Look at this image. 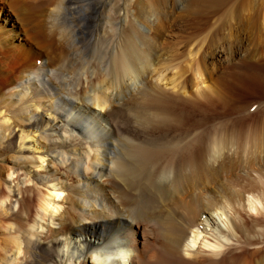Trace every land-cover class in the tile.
<instances>
[{
    "label": "bare ground",
    "instance_id": "obj_1",
    "mask_svg": "<svg viewBox=\"0 0 264 264\" xmlns=\"http://www.w3.org/2000/svg\"><path fill=\"white\" fill-rule=\"evenodd\" d=\"M119 1L69 0L61 14L65 0H0V55L16 58L1 68L0 89L21 68L0 101L23 103L4 113L0 144L10 149L18 135L11 161L27 176L35 173L25 189L18 173L17 189L10 185L0 201L12 222L3 246L14 249L3 264H264V239L256 242L264 238V116L246 132L237 127L243 119L198 118L194 107L229 71L264 82V0H196L206 11L196 1L173 2L195 20L188 22L193 32L226 7L214 22L218 36L188 80L187 67L179 64L181 73L173 63L183 53L162 58L174 49L162 47L169 0ZM196 34L187 43L193 57ZM225 40L231 49L219 44ZM247 41L258 69L239 61ZM210 59L220 61L216 69ZM30 150L41 154L26 155ZM41 183L50 192L35 217L25 216L30 224L18 225L10 201L30 186L39 194Z\"/></svg>",
    "mask_w": 264,
    "mask_h": 264
},
{
    "label": "rangeland",
    "instance_id": "obj_2",
    "mask_svg": "<svg viewBox=\"0 0 264 264\" xmlns=\"http://www.w3.org/2000/svg\"><path fill=\"white\" fill-rule=\"evenodd\" d=\"M122 1V0H121ZM153 1V3L154 2H156L157 0H152ZM185 1H187V0H185ZM191 2L193 1V3H195L194 1H196V0H190ZM200 1H202V0H200ZM69 0H65V2L61 5V8L59 9L60 10V13H61V11H63L61 14H64L65 12H66V10H68V9H66V7H68V6H70L69 5ZM118 2H120L119 0H115V3L117 4ZM176 2L175 0H169V3L171 4L170 6H172V8H171V10L173 11V12H170V14H169V16H168V18H167V20L168 21H166V24H167V27H166V30H164L165 32H164V35H163V40L162 41H164L163 43H162V47L163 48H165L164 46L165 45H163V44H167V43H170L171 44V46H173V48L175 49V46L177 47L175 50L174 49H172L173 50V52H171V53H168V51L166 52L165 51V49L163 50L164 51V53H165V55H168V56H166L165 57V55L163 54V59H166L167 57H169V54H170V56L172 57V55H174L175 53H178V50H179V53L178 54H182L183 53V55L180 57L181 59L178 61L176 58L174 59V64L175 63H177L178 64V68H179V64L180 65H182L183 67H187L186 68V72H184V75H183V79H185V80H188L189 78H191V75H192V73H193V77H194V73H196V69L197 68H200V66H201V61L203 60V57H205V55H207L208 54V52H207V49H209L210 47H211V44H206V43H211V38L213 37V39H214V37L216 38L217 36H218V34H219V32H220V29H218L217 27H216V25H215V23L217 22L216 20H217V17L219 18L223 13H224V11L226 10L225 8L226 7H223V8H221L220 10H219V12L218 13H215V14H213L211 17L208 15V17L207 16H205V19H204V23L202 24V26H201V28L198 30V32H197V34H196V32H193L192 31V28H189V23H190V21H191V19L192 18H189V16H186V14H184V11L181 9V7L180 8H178L177 7V5L176 4H178V2L176 3V4H174V3ZM196 2H198L197 4H199V6L201 7V9H203V8H205V9H203V10H205L206 11V9H207V7H206V4L203 2V4L201 3V2H199V1H196ZM73 3V2H72ZM71 3V4H72ZM192 3V4H193ZM201 3V4H200ZM196 4V3H195ZM0 5H1V2H0ZM174 5V6H173ZM203 5H205V7L203 6ZM116 6V5H115ZM115 8L116 7H113V17L112 18H114L115 19V22H117V20H118V13L117 12H115ZM176 9V10H175ZM222 10H223V12H222ZM48 11V9H46V10H44V11H42L41 12V17L43 16V15H45V17L44 18H46L48 15H46L45 13ZM180 11H182V13L185 15H181V12ZM45 12V13H44ZM180 12V13H179ZM9 13V12H8ZM11 13V12H10ZM48 14V13H47ZM221 14V15H220ZM196 15V14H195ZM216 15V16H215ZM219 15V16H218ZM37 16H39V14H37ZM194 16V15H193ZM215 16V17H214ZM191 17V16H190ZM13 18H16L15 16H13ZM180 18V19H179ZM186 18V19H185ZM211 18V19H210ZM216 19V20H215ZM193 21H195L194 19H192V22ZM198 21V20H197ZM208 21V22H207ZM184 22V23H183ZM189 22V23H188ZM199 22V21H198ZM215 22V23H214ZM186 23V24H185ZM200 23V22H199ZM20 24V23H19ZM185 26H184V25ZM208 25V26H207ZM116 26H118L117 24L115 25V26H113V30L115 29L116 31H115V33H117L118 31H117V27ZM188 28H187V27ZM204 26H206V27H204ZM107 28H109V30L107 29ZM107 28H105V32H110V25H108L107 26ZM201 30V31H200ZM22 31V29H20L18 32H21ZM200 31V32H199ZM107 32V33H108ZM188 32V33H187ZM101 33H103V31L101 32ZM184 33V34H183ZM199 33H201V34H199ZM151 34L153 35L154 34V32L153 31H151ZM183 34V35H182ZM192 34L194 35V34H196L197 35V37L195 38V39H193V44H194V47H195V51H197L198 50V52L197 53H194V57L193 56H191L190 55V53L188 54V52H189V45L188 44H190V42H191V40H188V38L190 37V36H192ZM151 35V36H152ZM181 35V36H180ZM201 35H202V37H201ZM23 36V35H22ZM207 36H208V38H207ZM211 36V37H210ZM108 37H111V38H113L111 35H109ZM199 37H201L202 39L203 38H205L206 40H201V38H199ZM168 38V39H167ZM182 38V39H181ZM180 39V40H179ZM187 39V40H186ZM197 39V40H196ZM210 39V40H209ZM182 40V41H181ZM196 40V41H195ZM166 41V42H165ZM188 41H189V43H188ZM204 41H205V43H204ZM17 42H19V41H17ZM112 42V40L111 39H108L107 41H106V45H110V43ZM178 42V43H177ZM188 43V44H187ZM19 45H17V47L18 46H21L20 48H23L24 47V42H19L18 43ZM175 44V45H174ZM176 44H178V45H176ZM184 44H186V45H184ZM220 45H223V46H225V48H229L230 47V49H231V45H230V40L228 41V40H225V42H221L220 41V43H219ZM3 46V44H0V46ZM182 45H184V46H182ZM204 45V46H203ZM0 47V49H2L3 47ZM207 46L209 47V48H207ZM183 47V48H182ZM259 49L260 48H262V47H264V45L262 46V44H260L259 46ZM198 48V49H197ZM206 48V49H205ZM244 50L246 51L245 52V55H242L240 58H239V61L241 60L242 62V64L244 65H246L247 66V63L249 64L247 67H254V68H257V67H259V63H258V60L256 61V60H253V59H251L250 57L252 56L251 54V45L249 44V42L247 41V43L246 44H244ZM35 49V51H37V53H39V54H41V53H44L43 54V58L45 57V59L47 58V54H46V52H44V51H42V52H40L39 51V49H37L36 47L34 48ZM200 49V50H199ZM203 49V50H202ZM167 50V49H166ZM174 51H175V53H174ZM13 52H16L15 53V55H17V54H19V52H17V50H14ZM203 52V53H202ZM11 53H12V51H11ZM186 53H187V55H186ZM199 53V54H198ZM250 54V55H249ZM37 55V54H36ZM186 57H185V56ZM198 55V56H197ZM191 56V57H190ZM203 56V57H202ZM8 57H10V59L8 58ZM15 57V56H14ZM165 57V58H164ZM196 57V58H195ZM201 57V58H200ZM243 57V58H242ZM173 58H174V56H173ZM188 58V59H187ZM195 59L193 62H192V60L191 59ZM250 58V59H249ZM10 60V61H7V60ZM13 59L14 60H16V58H13L9 53L7 54V60L6 59H4V58H2L1 57V55H0V70H1V68L4 66V65H6V63H7V65H9V62L10 63H14L13 62ZM186 59H187V61L189 60V62L190 63H192L191 65H190V63H186ZM199 61H198V60ZM35 60V58H33L32 59V62ZM42 60L43 59H37V61L35 62V64L37 65V66H39V65H41V63H42ZM191 60V61H190ZM197 60V61H196ZM245 60V61H244ZM248 60V61H247ZM164 61V60H163ZM183 61H185V62H183ZM224 61H228V56L227 57H225V59H224ZM246 61H247V63H246ZM251 64H250V63ZM34 63V62H33ZM183 63H184V65H183ZM187 64V66H186V64ZM194 63H195V65H194ZM199 63V64H198ZM220 63V61L217 59V60H212V59H210L209 60V69H216V67L218 66V64ZM176 65V64H175ZM251 65V66H250ZM190 66V67H189ZM77 67V65H75V68ZM181 67V66H180ZM182 67V68H183ZM189 67V68H188ZM197 67V68H196ZM182 68H179V69H177V71L179 70L180 71V69L182 70V71H180L181 73L183 72V71H185L184 69H182ZM258 69V68H257ZM191 70V71H190ZM194 70V71H193ZM198 70V69H197ZM241 70V69H240ZM240 70H238V71H236V72H232V71H229V72H227V74H226V77L225 78H223V79H221L220 80V82L218 83L219 85H220V88H218V87H215L216 85H217V82H216V85L214 86L215 88H217V89H215V92L216 93H211V94H209L208 92H207V94L206 95H208L207 96V98H209L208 100H205V99H199L196 103H195V105H194V107H196V110H195V114H196V117H201V116H205V115H208V116H212L213 118H215L216 116L218 117V116H223V115H225V116H227V117H229L230 119H232V118H234V119H243L244 121L242 122V125L241 124H237V127H239V128H243L244 129V131H246L247 132V130L249 129L248 127H250V125H248V123L249 124H251V127H250V130L254 127L253 125L255 124V123H257V122H259V121H262V119H263V116H264V82H256V81H254V80H256V79H251L252 77H248V71L247 72H242V70L240 71ZM64 71V74H69V71H68V69H64L63 70ZM177 71H174V73H176L175 75H177L178 74V72ZM228 71V70H227ZM245 71V70H244ZM179 72V74L181 75V73ZM191 72V73H190ZM174 73L172 72V71H170L169 72V75L170 76H173L174 75ZM185 73H186V75H185ZM242 73V74H241ZM20 75H21V68H17V70L15 71V74H12V76H11V81L9 82V83H7V84H5V85H3V88L2 89H0V97L1 98H3L4 97V95L5 96H9L10 94H11V91H12V89L10 88V86L12 85V84H14V83H16L17 81V79H19V77H20ZM72 75H74V73L72 74ZM174 75V76H175ZM89 76H90V74H89ZM188 77V78H187ZM192 77V78H193ZM83 78V79H82ZM187 78V79H186ZM191 78V79H192ZM95 80H96V78H94ZM228 79V80H227ZM83 80V83L85 82V79H84V77H81V79H79V81H82ZM226 81V82H225ZM69 82H70V80H69ZM210 83H212V82H210ZM215 83V82H214ZM1 84V83H0ZM67 85H69L70 87L73 85V83H67ZM212 86H213V84H211ZM26 86V85H25ZM42 87L44 86V85H41ZM230 86V87H229ZM23 88H25L24 86H22ZM236 87V88H235ZM230 88V89H229ZM253 88V89H252ZM263 88V89H262ZM32 89H33V91H35L36 92V89H35V86L33 85L32 86ZM25 90H27L26 88H25ZM17 92H19L18 94H21L22 93V91H17ZM30 92H31V90H30ZM29 92V93H30ZM252 93V94H251ZM37 95L35 94V97H36ZM201 100V101H200ZM25 101H28L29 102V99L27 98V100L25 99ZM205 101V102H204ZM209 101V102H208ZM211 101V102H210ZM28 102H26V104L28 103ZM208 102V103H207ZM2 102L0 101V107H2V108H0V110H2L1 112H0V121H3L4 120V113H5V115H8V114H12V113H14L15 112V110L16 109H20V108H22V106H23V103H19L18 105H17V107H12L10 104H7V102H3V106H2V104H1ZM212 103V104H211ZM204 107V108H203ZM240 108V109H239ZM10 109V110H9ZM204 109V110H203ZM209 109V110H208ZM8 110V111H7ZM8 113H7V112ZM211 111L212 112H214V113H211ZM206 112V113H205ZM7 113V114H6ZM208 113H211V114H208ZM222 113V114H221ZM225 113V114H224ZM226 113H227V115H226ZM215 115V116H213V115ZM220 114V115H219ZM231 114H232V116H231ZM235 116V117H234ZM237 116V117H236ZM211 117V118H212ZM216 117V118H217ZM244 117V118H243ZM260 118V119H259ZM214 124H215V122L213 123V124H211L212 125V128H214L215 126H214ZM247 124V125H246ZM253 124V125H252ZM214 126V127H213ZM247 126V127H246ZM174 128V127H173ZM159 130V129H158ZM250 130H248V131H250ZM17 128H15V130H14V132H13V134H16L17 132ZM161 131V130H160ZM175 132V131H174ZM14 136V138L12 137L9 141L12 143L11 144V148L10 149H5L3 146H4V143L2 144H0V201H2V198L3 199H5L6 197H8V195L10 194V192H9V186L10 185H12V188L13 189H17V186H16V184H17V182L19 181V180H21V181H24V183H23V186H24V189H25V187H26V185L25 184H28V181H29V179L31 178V180L33 179L32 177L34 176L33 174H35L34 172L33 173H31L32 175H29V176H27V174L26 173H23V172H25L23 169H21V167H19V166H17L15 163H13L11 160H12V158H13V156H15V148H18V145H19V140L17 139L18 138V135H13ZM14 141V142H13ZM7 143H9V142H7ZM1 147H3V148H1ZM47 147H48V145H47ZM25 154L26 155H29V154H31V155H33V156H35L36 158L41 154L40 152H37V151H32V150H30V151H27V152H25ZM4 157V158H3ZM6 157V158H5ZM86 164V161H83V165H85ZM264 165V164H263ZM34 170V169H33ZM18 173L21 175V177L19 178V180L18 179H15L16 177H17V175H18ZM11 174H14V175H11ZM11 177V178H10ZM28 178V179H27ZM15 179V180H14ZM18 180V181H17ZM28 180V181H27ZM13 181V182H12ZM32 182H34V181H31V183ZM13 183V184H12ZM32 184H34V183H32ZM40 186H41V192L39 193V194H35V192L32 190V189H30L31 188V186H30V188L28 189V192H26L27 193V195H26V193H25V195L22 193V194H19V195H21V197H18V190H16V196H14V199H12L10 202H11V204H12V206H13V212H15L16 214H14V216H13V218H15V221L18 223V225H26L27 226V224L29 225L30 224V222L31 221H27V219L25 218V216H29L30 215V217L32 216V214L34 215V217H35V215H36V213H37V211L39 210V208H38V206H39V202L40 201H42L43 199H44V196L47 194V193H49L50 191H49V188L46 186V185H44V184H40ZM32 192V193H31ZM42 193V194H41ZM24 196V197H23ZM42 196V197H41ZM262 196V198H263V196H264V193H263V195H261ZM17 198V199H16ZM19 198H21V202H22V204H21V202H18V199ZM23 199V200H22ZM264 200V199H263ZM17 201V202H16ZM0 246H1V248L2 249H4V247L5 246H3L4 245V243H5V241H4V239L6 238L5 237V235L7 236V231L9 230V227L11 226L10 224L12 223V222H8V221H11V220H9V219H7V218H5L3 215H4V212L2 211V203L0 202ZM22 206H24V211H23V209H19V207H21L22 208ZM261 206L262 205H260L259 207L261 208ZM22 210L21 211V213H20V215H17V210ZM37 210V211H36ZM25 212V213H24ZM30 213V214H28V213ZM23 214V216H24V219H21V218H19V216H21ZM27 214V215H26ZM244 214L249 218V219H251V217H250V215L245 211L244 212ZM22 217V216H21ZM260 218H262V217H260ZM248 219V220H249ZM6 221V222H5ZM12 221H14V220H12ZM14 221V222H15ZM19 223H21V224H19ZM9 225V226H8ZM7 230V231H6ZM6 231V234L4 233ZM4 234V235H3ZM261 239H264V238H259V239H257L256 240V242H261ZM259 240V241H258ZM8 249H6V247H5V249L3 250V251H1L0 252V258H2L3 257V259H4V261L2 262V264L5 262V257H6V255L8 256H11L12 255V253H13V251H14V249H12V248H10L9 246L7 247ZM11 249V250H10ZM1 250V249H0ZM250 250H252V247L250 248ZM11 251V252H10ZM4 252H6V254L4 255ZM8 253V254H7ZM3 254V255H2ZM93 256V255H92Z\"/></svg>",
    "mask_w": 264,
    "mask_h": 264
}]
</instances>
